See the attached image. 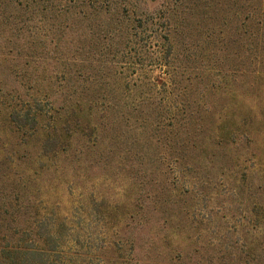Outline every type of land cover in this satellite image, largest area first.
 <instances>
[{
	"label": "rangeland",
	"instance_id": "1",
	"mask_svg": "<svg viewBox=\"0 0 264 264\" xmlns=\"http://www.w3.org/2000/svg\"><path fill=\"white\" fill-rule=\"evenodd\" d=\"M21 1V14L14 9L20 0L0 7V35L38 29L53 45L60 21L78 15L82 0H53L51 12L46 0L27 12ZM173 1L146 0L151 10ZM182 3L184 23L173 20L180 76L166 78L159 49L147 41L139 49L132 41L124 55L113 40L106 53L90 50L98 65L89 82L68 91L97 130L74 125L70 114L58 125L62 137L69 128L71 145L44 157L34 137L25 144L0 124V222L7 235L35 217L60 218L61 264H264V0ZM77 21L72 29H84ZM169 107L185 115L186 131L173 133ZM151 112L159 124L146 122ZM218 114L254 140L239 135L210 149ZM204 147L215 153L214 164Z\"/></svg>",
	"mask_w": 264,
	"mask_h": 264
},
{
	"label": "trees",
	"instance_id": "2",
	"mask_svg": "<svg viewBox=\"0 0 264 264\" xmlns=\"http://www.w3.org/2000/svg\"><path fill=\"white\" fill-rule=\"evenodd\" d=\"M42 1L24 0V9L27 12L31 8H39ZM182 1L185 0H174L165 10H159V8L151 10L146 0H82L78 5V15H69L67 19L60 21L59 25L55 23L58 29L54 34L56 37H54L53 45L46 44L42 36L39 37L38 29H18L16 35L12 33L13 29H9L7 35L2 37L1 34L0 124L10 125L13 132L20 136L25 144L30 143L34 137V143L39 147V156H55L59 152L66 151L71 145L72 134L69 128H66L63 135L66 140L61 136L58 125L60 121H64L75 112L74 125L86 124L87 127L93 125L91 119L84 121L81 117L83 105L77 101L75 94L68 91L71 87L74 90H78L76 86L85 87L86 82H89L86 77L91 75L94 67L98 65L92 54L106 53L105 50L110 51L113 40L118 45V51L124 52V55L128 54L125 47L132 41L139 42L137 49L141 43L147 41L159 49L160 66L164 68L166 78L180 76V68L177 67L174 59L178 32L174 31L173 20L177 22L180 20L184 23L185 13L181 7ZM21 2L20 0L19 4L15 3L14 9L18 11L16 13H23L17 6ZM46 2L48 5L45 12H51L53 0H46ZM0 7L4 9L9 7L7 0H0ZM70 7L68 6L65 11L69 12ZM194 8L189 6V10H194ZM250 13L248 10V14ZM77 19L82 26L85 21L84 29H72V23H76ZM158 21L162 24L161 27ZM153 26H156L155 29L158 30L149 29ZM121 27L123 29H120ZM138 27L142 29H137ZM7 37L10 38L7 39ZM17 37H22L21 42L15 41ZM50 41L53 42V38ZM88 43L90 47L87 48ZM88 53L91 55L86 57ZM136 55L140 58L141 53ZM254 66L250 78L252 77L255 81ZM57 74H61V78H64L61 85L56 84ZM257 74L256 78L263 75V72L258 71ZM221 79H223V84L226 81L225 85L230 81L224 76H221ZM62 93L67 97H62L60 95ZM178 109L172 111L173 109L168 108L171 113L169 126L172 130L174 129L173 133L182 132V130L179 131L180 127H183L184 131L188 128L186 123H182L185 115H182ZM150 115L147 116L146 122L150 126L159 124V115L152 112ZM224 118L225 116L221 114L216 117L215 133L209 139L213 143L210 149L214 146L222 147L228 143V138L231 139L230 142H235L239 135H245L248 140H254L249 132L239 131L233 129L231 125H226ZM112 123H114L113 120H110L111 126ZM92 128L96 129L97 124L95 123ZM204 148V151L208 149V147ZM205 154L214 164L215 153L213 152L210 156L205 151ZM186 155H183V158ZM195 155L192 153L189 157L190 165L198 163L194 159ZM59 219L35 217L29 223V227L18 229L15 236L7 235L4 225L0 222V264H61V254L58 248L63 243L59 236V227L62 224L57 221Z\"/></svg>",
	"mask_w": 264,
	"mask_h": 264
}]
</instances>
